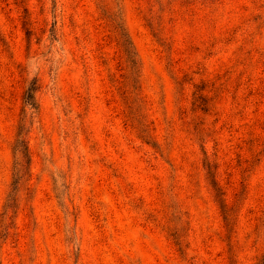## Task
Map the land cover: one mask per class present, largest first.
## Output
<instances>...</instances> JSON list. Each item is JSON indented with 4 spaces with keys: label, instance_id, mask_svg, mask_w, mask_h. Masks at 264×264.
<instances>
[{
    "label": "rangeland",
    "instance_id": "374dc122",
    "mask_svg": "<svg viewBox=\"0 0 264 264\" xmlns=\"http://www.w3.org/2000/svg\"><path fill=\"white\" fill-rule=\"evenodd\" d=\"M0 264H264V0H0Z\"/></svg>",
    "mask_w": 264,
    "mask_h": 264
},
{
    "label": "trees",
    "instance_id": "16d2710c",
    "mask_svg": "<svg viewBox=\"0 0 264 264\" xmlns=\"http://www.w3.org/2000/svg\"><path fill=\"white\" fill-rule=\"evenodd\" d=\"M117 28V35H118V43L121 48V51L123 53V56L125 58L126 63L128 64L129 67V74L132 76L131 78L134 81V75L136 73V57L135 53L133 51L132 45L130 44L127 36L125 33H123V30L116 26ZM24 101L27 103L28 106L31 108L34 107L35 102H34V95H33V89L32 87H29L25 93H24ZM18 139L16 140V152L18 151V154L21 153V155L24 158V146L23 141L21 140L20 134H17ZM18 143V145H17ZM23 146V147H22ZM23 148V149H22Z\"/></svg>",
    "mask_w": 264,
    "mask_h": 264
}]
</instances>
